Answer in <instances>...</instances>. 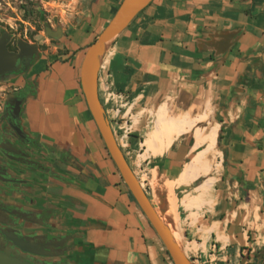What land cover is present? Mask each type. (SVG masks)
Returning a JSON list of instances; mask_svg holds the SVG:
<instances>
[{"label": "crops", "instance_id": "1", "mask_svg": "<svg viewBox=\"0 0 264 264\" xmlns=\"http://www.w3.org/2000/svg\"><path fill=\"white\" fill-rule=\"evenodd\" d=\"M85 1L62 60L39 59L6 83L26 91L22 120L47 151L16 202L68 236L72 264H170L79 83L83 47L122 0ZM97 89L190 261L264 264V0H152L108 44Z\"/></svg>", "mask_w": 264, "mask_h": 264}, {"label": "flooded vegetation", "instance_id": "2", "mask_svg": "<svg viewBox=\"0 0 264 264\" xmlns=\"http://www.w3.org/2000/svg\"><path fill=\"white\" fill-rule=\"evenodd\" d=\"M9 42L8 50L18 53L17 42L13 47ZM32 61L22 58L16 72L1 75L0 79L25 75ZM12 91L0 106V251L34 264H72L67 254L68 236L46 231L45 225L36 222L26 207L16 202V188L32 182L31 175L45 170L47 151L22 120L26 91L19 87Z\"/></svg>", "mask_w": 264, "mask_h": 264}, {"label": "water", "instance_id": "3", "mask_svg": "<svg viewBox=\"0 0 264 264\" xmlns=\"http://www.w3.org/2000/svg\"><path fill=\"white\" fill-rule=\"evenodd\" d=\"M152 0H122L111 19L87 46L79 69V83L87 106L104 146L114 163L122 181L134 201L148 220L156 235L163 244L173 264H193L186 256L181 246L174 240L169 226L163 219L162 211L158 212L130 167L121 147L116 141L105 109L100 101L97 89V70L106 46L112 41L131 20ZM50 35L58 31L45 28ZM10 34L3 31L0 34V76L9 72H16L20 68L22 58L32 59L37 52L35 43L22 39L17 41L18 53L10 52L7 42ZM107 42V43H106ZM28 49V51H25ZM16 113L19 110L17 104ZM22 247L23 244L18 242ZM0 264H34L26 260L0 251Z\"/></svg>", "mask_w": 264, "mask_h": 264}, {"label": "rangeland", "instance_id": "4", "mask_svg": "<svg viewBox=\"0 0 264 264\" xmlns=\"http://www.w3.org/2000/svg\"><path fill=\"white\" fill-rule=\"evenodd\" d=\"M86 4L87 1L85 0H0V34L3 31L10 34L9 41H11L8 42L11 47L15 46L19 39L29 43H35L37 52L30 59L33 60L31 65L45 57H48V59L50 57L52 60H62V55L67 52L63 45V40L68 38L70 30L82 21L84 17L82 11L86 8ZM47 27L52 31H58V33L56 35H50L45 31ZM87 46L83 47L84 52ZM21 76L23 75H19L18 77L16 75H8L0 79V106L5 96L13 92L11 89L14 86H6V83H9L13 79H18ZM119 95L120 98H117L115 104L123 103L122 95ZM117 107L116 105L115 108ZM114 135L116 141L118 140L117 143H120L119 146L121 145V149H127L126 144L122 146L123 143L121 142L122 139H125L124 136L127 135L126 128H121V131L116 130ZM129 155L131 156V154L127 156ZM134 168L136 170V177L141 182L144 190H146L147 184L144 167L134 164ZM122 183L124 185L123 181ZM157 211L160 212V208ZM164 220L166 221L165 217ZM168 226L170 227L171 225L169 224ZM176 240L179 243L178 238ZM163 251L164 257H167L168 262L173 264L166 254L164 246Z\"/></svg>", "mask_w": 264, "mask_h": 264}, {"label": "trees", "instance_id": "5", "mask_svg": "<svg viewBox=\"0 0 264 264\" xmlns=\"http://www.w3.org/2000/svg\"><path fill=\"white\" fill-rule=\"evenodd\" d=\"M104 148H105V146H104ZM106 149V148H105ZM108 153V152H107ZM109 155V154H108ZM124 186H125V188H126V190L128 191V189H127V187H126V185L124 184ZM128 193H129V195H130V197L133 199V197L131 196V194H130V192L128 191ZM134 200V199H133ZM175 241L177 242V240L175 239ZM178 243V242H177ZM179 244V243H178ZM165 252H166V254L168 255V253H167V251L165 250ZM168 257H169V259H170V261H171V258H170V256L168 255Z\"/></svg>", "mask_w": 264, "mask_h": 264}, {"label": "bare ground", "instance_id": "6", "mask_svg": "<svg viewBox=\"0 0 264 264\" xmlns=\"http://www.w3.org/2000/svg\"><path fill=\"white\" fill-rule=\"evenodd\" d=\"M107 43V42H106ZM25 51H28V49H26ZM94 122V121H93ZM97 129V128H96ZM104 144V143H103ZM140 182V181H139ZM140 184H141V182H140ZM142 185V184H141ZM160 240V239H159ZM175 240V239H174Z\"/></svg>", "mask_w": 264, "mask_h": 264}, {"label": "built area", "instance_id": "7", "mask_svg": "<svg viewBox=\"0 0 264 264\" xmlns=\"http://www.w3.org/2000/svg\"><path fill=\"white\" fill-rule=\"evenodd\" d=\"M117 96V98H120V95H116Z\"/></svg>", "mask_w": 264, "mask_h": 264}]
</instances>
